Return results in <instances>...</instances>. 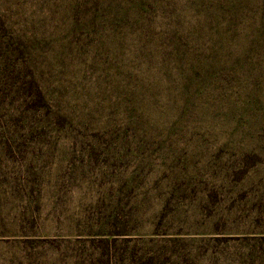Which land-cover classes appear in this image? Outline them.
Instances as JSON below:
<instances>
[{
	"label": "rangeland",
	"instance_id": "rangeland-1",
	"mask_svg": "<svg viewBox=\"0 0 264 264\" xmlns=\"http://www.w3.org/2000/svg\"><path fill=\"white\" fill-rule=\"evenodd\" d=\"M54 64L67 117L0 107V264H264V77L159 114Z\"/></svg>",
	"mask_w": 264,
	"mask_h": 264
},
{
	"label": "trees",
	"instance_id": "trees-1",
	"mask_svg": "<svg viewBox=\"0 0 264 264\" xmlns=\"http://www.w3.org/2000/svg\"><path fill=\"white\" fill-rule=\"evenodd\" d=\"M49 61L86 79L98 101L138 90L159 114L225 106L264 77V0H0V107L67 117L41 80Z\"/></svg>",
	"mask_w": 264,
	"mask_h": 264
}]
</instances>
